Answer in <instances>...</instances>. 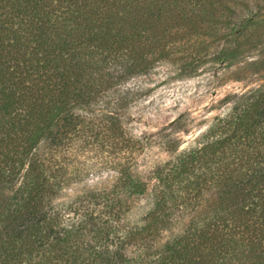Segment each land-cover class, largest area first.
<instances>
[{
  "label": "trees",
  "instance_id": "trees-1",
  "mask_svg": "<svg viewBox=\"0 0 264 264\" xmlns=\"http://www.w3.org/2000/svg\"><path fill=\"white\" fill-rule=\"evenodd\" d=\"M215 3L0 0V264H264L263 89L145 182L131 162L140 141L90 109L115 79L167 55L168 29L197 34ZM92 151L112 158L115 184L51 204L68 158Z\"/></svg>",
  "mask_w": 264,
  "mask_h": 264
},
{
  "label": "rangeland",
  "instance_id": "rangeland-1",
  "mask_svg": "<svg viewBox=\"0 0 264 264\" xmlns=\"http://www.w3.org/2000/svg\"><path fill=\"white\" fill-rule=\"evenodd\" d=\"M214 2L216 9L208 10L197 34L190 32L188 38L176 39L175 34L184 32L168 29L167 55L152 56L143 74L115 79L90 108L97 113H115L126 131L140 141L141 148L131 162L144 182L151 169L195 148L207 130L231 114L242 96L264 90V0ZM245 20L251 23L239 34L233 33L232 27ZM220 53L232 56L221 61ZM108 72L117 77L124 67L113 65ZM104 157L107 155L95 151L69 157V180L51 204L114 185L118 173L105 162L112 158ZM135 203H145V196ZM191 215H175L162 241L181 233Z\"/></svg>",
  "mask_w": 264,
  "mask_h": 264
}]
</instances>
